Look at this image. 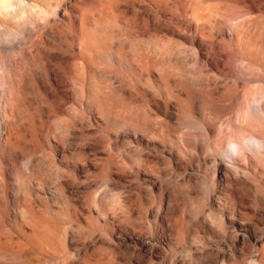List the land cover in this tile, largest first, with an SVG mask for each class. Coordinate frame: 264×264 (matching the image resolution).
<instances>
[{
  "label": "rangeland",
  "instance_id": "rangeland-1",
  "mask_svg": "<svg viewBox=\"0 0 264 264\" xmlns=\"http://www.w3.org/2000/svg\"><path fill=\"white\" fill-rule=\"evenodd\" d=\"M20 1L0 9V80L10 77L9 84L0 81V264H172L173 260L178 264L189 253L210 247L225 255L208 262L195 257L192 264H258L264 225L259 226L261 232L250 245H243L242 235L248 234L250 223L241 218L244 208L235 205L237 200L229 198L226 182L218 178L220 166L226 167L229 176L230 156L236 155L229 146H224L221 154L204 152L217 136L216 127L229 118L231 108L217 114L210 132L198 112L192 122L179 120L172 96L178 93L170 91L174 84H164L160 70L132 67L120 52L126 53L137 43H169L176 51L174 61L183 69L221 85L229 81L240 82V86L250 84L241 69L242 61L230 62L222 47L229 46V23L264 13V0ZM93 5L97 10L88 17ZM229 5L238 7L230 20ZM193 6L202 7L206 13L193 12ZM97 21L112 40L105 55L112 73L109 77L95 75L86 67L85 74L75 68L85 66L78 50L88 44ZM88 76L92 85L80 92L82 78ZM99 80L115 89L117 98L127 99L125 103L132 97L147 101L159 118L163 112L154 109L155 102L159 110L161 104L169 102L174 114L170 140L179 150L196 153L190 166L181 168L182 159L174 148L152 143L142 132L97 108L89 98L94 91L100 92ZM10 92L12 100L7 105ZM59 121L71 124L66 135L53 127ZM186 138L200 144L199 148L193 149ZM91 139L95 149L87 150L85 157L81 146L86 148L83 145ZM138 148L152 157L170 160V166L162 159L157 165L160 172L144 171L140 179L135 178L134 150ZM109 153L118 155L126 164L124 170L131 172L119 179L117 174L122 171L117 164L106 174L98 165L105 163ZM47 154L54 162L52 171L39 170L38 164ZM251 163L238 175H256L264 195L262 171ZM188 174L199 179L197 184L191 179L194 189L179 199L178 214L202 205L201 222L209 221L210 213L222 216L229 226H235L239 238L215 233L207 221L200 228L191 223L179 239L172 234L167 218L178 214L169 215L164 208L157 214L158 202L166 205L170 188L183 190ZM135 181L145 188L137 189ZM243 204L245 208L252 206ZM127 214L132 223L128 225L134 230L131 226L122 228ZM48 223L52 226L45 228ZM141 226L148 231L139 236L136 232ZM40 230L45 237L50 235L53 253L48 247L33 246ZM103 236L109 237L111 244L102 241ZM140 243L147 247L141 250ZM153 246L159 252L152 251Z\"/></svg>",
  "mask_w": 264,
  "mask_h": 264
},
{
  "label": "bare ground",
  "instance_id": "bare-ground-1",
  "mask_svg": "<svg viewBox=\"0 0 264 264\" xmlns=\"http://www.w3.org/2000/svg\"><path fill=\"white\" fill-rule=\"evenodd\" d=\"M20 3V0H0V9L4 7L8 8L10 5H18ZM95 5L89 7L87 11L88 17L94 14L97 10ZM190 10L199 14L206 13L200 6H193ZM237 11L238 7L236 5H229V20L232 15L237 14ZM20 21L25 22L27 21V18ZM108 25L109 23L107 22L105 27ZM103 28L101 22L97 21L93 28L94 32L90 38L87 39L89 40L88 44L83 48L80 47L78 50L80 59H83L82 61L85 66L75 65V68L76 70H80L83 74H85L86 68L93 74L101 77H109L112 74L107 62V57H105V55H108L109 53L112 40L109 37L107 30H103ZM83 36H85L84 33ZM209 39H211L210 36ZM222 49L227 56L229 55L230 62L234 60L242 61L241 69L247 74L246 81H250V84H242L240 86V82L229 81L224 82L221 85L210 77L198 76L193 72L183 69L177 65L176 61H174V54L176 51L169 43H160L157 45L137 43L132 45L126 53L120 52V54H123L124 61L127 58V62L129 61L132 67L142 71L146 69L160 70L163 78L166 79L163 83L166 84L169 82L174 84L175 88L170 91L176 90L178 93L176 96L173 94L172 96L175 98L174 103L177 107L179 120L192 122V117L198 112V118L201 119V121L207 126V130L210 132L213 131L214 127L212 126L215 123L217 114L225 107L229 106V108H231L232 111L229 118L222 123L221 126H215L217 136L214 141L207 144L204 152L206 154L212 153L216 155L225 150L224 146H229L232 143L238 145L236 151H233V149L229 147V151L236 155V157H233L234 155L230 156L229 176L226 174V167L220 166L218 169L220 171V176L218 178L224 179L222 181L226 182L225 189L230 191L229 198L231 200L236 198L237 204L235 205L239 208H244L245 210L240 212V214L242 216L241 218L250 223V231L247 235H242V243L243 245H250L251 241H253L252 239L256 238L257 234L261 232L259 231V226L264 225V217L262 218L264 215V195L259 187L260 180L257 179L258 177L256 175L253 177H243L238 174L242 169L248 168L247 164L252 162L254 164L252 166H256L260 169L264 176V13H261L255 18H244L237 23H229V46L223 45ZM83 54L86 55L87 58H84ZM0 81H7L9 84L10 77ZM99 82L100 84L98 85V88L100 89V92L97 90L94 91L89 98L97 108L105 110L108 117L132 127L136 131L142 132V135L145 136V138L152 140V143L157 142L164 144L167 147L174 148L177 151L178 156L182 159L183 166L181 168L187 169L188 166H190V161L194 159L196 153L187 151L183 148L181 149V147L179 150V147L170 140V120L173 118L174 114L171 113L172 111L170 112L171 107L169 108V102L161 104V110L157 109L158 104L155 102L154 109L163 112V118H159L150 109L147 101H143L138 97H132L130 103H125L124 101L127 99H119L114 95L113 90L115 89H112L108 85H102L101 80H99ZM91 85L92 83L89 76L88 78H82V88L80 89V92H86L87 87H91ZM120 89L121 88L118 87L117 90ZM11 100L12 95L10 92L9 96L6 98V104H11ZM53 127L58 130L59 134L66 135L71 124L67 121H59L55 123V126ZM200 129L202 130V128ZM203 131L204 130H202V132ZM106 133L108 132L106 131ZM94 141V139H91V142H86L83 145L86 146V148L81 146V149L83 150L82 154L85 157H87V150L94 148ZM186 141L189 142V145L192 146L193 149H197L200 146V144L193 141V139L186 138ZM250 141H252V143H250ZM223 142L224 144L222 146L221 143ZM134 155L136 158L135 161H133L135 164V167L133 168L136 172L133 176L137 179H140V174L144 171H153V173L160 172L157 165L162 159L168 163V166L171 164L170 160L164 157H152V155L139 148L134 150ZM229 155H231V153ZM50 157L51 156L48 154L45 155V158L42 159V163L38 164L39 170L47 169L50 171L51 168H53L54 162L53 160L48 159ZM105 160V163H100L98 167H101L102 165L101 168L106 174H110V169L117 164L119 165L116 167L118 169L121 168L120 170L122 171L121 174H117L119 179L125 177L126 173L129 174L131 172L130 170H124L126 164L116 154L109 153L108 158ZM217 165L218 164L214 161V168H216ZM86 166V164L83 165L85 168ZM167 172H169V169ZM193 175L194 174H188L186 176L184 179L185 188L183 190L182 188L179 190L170 188L167 193L168 201L166 205H163L162 200L158 202L157 214L162 208H164L169 215L180 213L181 203L179 202V199L181 198L183 200L184 196L190 194V190H193L195 184L198 183L199 178L197 179V177ZM192 178L196 179V183L191 184L193 187L190 186ZM72 179H75V175H72ZM133 184L137 189L145 188L142 185L143 183L141 184L140 182L135 181ZM146 190L150 189L146 188ZM244 202L251 203L252 206L246 208L242 207ZM204 209L205 208L202 205L195 209L191 207L186 209L184 215L178 214L176 215V218H167V221L170 220L169 226L171 227L172 234H176L179 239L191 223L197 228H200L205 226L208 222L210 225L207 226L212 228L215 233H218L223 237L228 236L230 233L233 234L235 238H239L236 234L237 231L234 228L235 226H229L222 216L219 217V215L217 216L214 213H210L209 215H211V219L209 221L206 220L207 222L205 220V222H201V215L203 214ZM183 218H188V221L184 222ZM129 219L130 215L127 214L124 217L125 224L122 226L123 229H127V227L131 226L128 225L130 222ZM164 222L165 221H163V223ZM51 226L50 223L45 224V228ZM130 228L133 230L135 229L133 226ZM147 231L145 229L143 230L141 226L136 233L141 236V234H145ZM39 234L40 238L37 242L35 241L33 243V246L40 249L48 247L50 253H53V248L49 246L52 242L49 241L51 238L50 235L45 237V234L42 233L41 230ZM101 239H103L102 241L111 244V239L109 237L103 236ZM139 247L143 250V248L147 246L140 243ZM152 248H154L152 251L159 252L155 246ZM245 251L247 252L248 248H245ZM224 255L223 252L210 247L205 248V250L201 252L189 253L188 258L182 260L178 264H192L195 257H198L201 262H208ZM257 260L258 264H264V242L261 243ZM172 264H175V260H173Z\"/></svg>",
  "mask_w": 264,
  "mask_h": 264
},
{
  "label": "clouds",
  "instance_id": "clouds-1",
  "mask_svg": "<svg viewBox=\"0 0 264 264\" xmlns=\"http://www.w3.org/2000/svg\"><path fill=\"white\" fill-rule=\"evenodd\" d=\"M229 147H230L231 149H233V151H236L237 148H238V145H236L235 143H232V144L229 145Z\"/></svg>",
  "mask_w": 264,
  "mask_h": 264
}]
</instances>
